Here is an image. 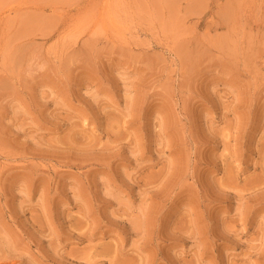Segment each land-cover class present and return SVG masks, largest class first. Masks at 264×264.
Instances as JSON below:
<instances>
[{"label": "rangeland", "instance_id": "374dc122", "mask_svg": "<svg viewBox=\"0 0 264 264\" xmlns=\"http://www.w3.org/2000/svg\"><path fill=\"white\" fill-rule=\"evenodd\" d=\"M0 264H264V0H0Z\"/></svg>", "mask_w": 264, "mask_h": 264}]
</instances>
